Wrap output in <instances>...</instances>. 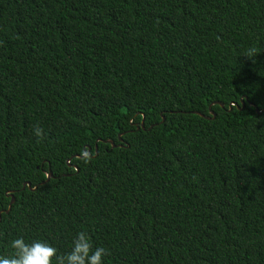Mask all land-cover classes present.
<instances>
[{"label":"trees","instance_id":"obj_1","mask_svg":"<svg viewBox=\"0 0 264 264\" xmlns=\"http://www.w3.org/2000/svg\"><path fill=\"white\" fill-rule=\"evenodd\" d=\"M81 231L103 264H264V0H0V256Z\"/></svg>","mask_w":264,"mask_h":264},{"label":"clouds","instance_id":"obj_2","mask_svg":"<svg viewBox=\"0 0 264 264\" xmlns=\"http://www.w3.org/2000/svg\"><path fill=\"white\" fill-rule=\"evenodd\" d=\"M255 50L250 49L245 56L251 58ZM40 136L41 129L36 128ZM12 254L0 256V264H103V257L108 253L105 248H94L91 238L85 231L78 232L72 241L71 251L66 255H57V249L46 241L25 242L23 237L11 241Z\"/></svg>","mask_w":264,"mask_h":264},{"label":"water","instance_id":"obj_3","mask_svg":"<svg viewBox=\"0 0 264 264\" xmlns=\"http://www.w3.org/2000/svg\"><path fill=\"white\" fill-rule=\"evenodd\" d=\"M241 104H242V108H244V103H243V101H241ZM220 107H222V105H220ZM242 108H241V109H242ZM255 112H256V113H260V111H259L257 108H255ZM210 113L213 115L212 112H210ZM194 114L199 115V116H201V117H204L202 114H200V113H198V112H194ZM213 116H214V115H213ZM206 118H207V117H206ZM162 121H163V119H162ZM141 126H142V123H141ZM105 143H108V144H110L112 147H114V144H113L112 141H105ZM84 155H85V154H83L81 157H83ZM50 177H51V173H48L47 176H46V181H48ZM25 186H27L29 189H31L29 184H23L22 189H24ZM34 189H35V188H34ZM34 189H33V190H34ZM13 203H14V198H13V196H11V199H10V202H9V205H8V209L6 210V212H8V211L10 210V208H11V206H12Z\"/></svg>","mask_w":264,"mask_h":264}]
</instances>
